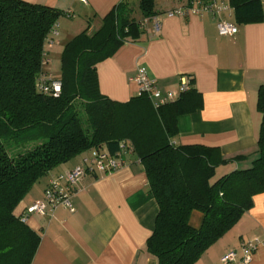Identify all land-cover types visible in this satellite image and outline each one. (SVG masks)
I'll use <instances>...</instances> for the list:
<instances>
[{
    "label": "trees",
    "instance_id": "16d2710c",
    "mask_svg": "<svg viewBox=\"0 0 264 264\" xmlns=\"http://www.w3.org/2000/svg\"><path fill=\"white\" fill-rule=\"evenodd\" d=\"M228 4L237 25L264 21L262 0ZM125 6L113 8L95 33L85 30L65 44L55 79L44 69L47 41L64 14L0 0V264L32 263L40 238L14 216L15 208L56 168L92 149L105 148L117 158L123 144L124 159L137 157L158 207L146 241L157 264H195L251 209L253 197L264 194V86L257 91L256 159L215 181L219 166L243 157L222 160L214 149L174 144L177 119L193 111L195 90L156 108L144 94L125 103L100 94L96 66L138 40L144 21L157 16L155 0H139L133 18ZM40 81L59 82L58 96L42 93ZM4 138L41 143L11 157ZM192 212L202 215L197 230L189 225Z\"/></svg>",
    "mask_w": 264,
    "mask_h": 264
},
{
    "label": "crops",
    "instance_id": "0c3cea01",
    "mask_svg": "<svg viewBox=\"0 0 264 264\" xmlns=\"http://www.w3.org/2000/svg\"><path fill=\"white\" fill-rule=\"evenodd\" d=\"M20 1L64 14L57 25L60 41L56 38L53 44L60 46L85 30L95 33L113 8L127 7L130 0ZM210 1L222 8L219 13L189 12L197 2ZM154 9L156 18L144 21L138 40L124 44L96 66L100 94L119 103L137 97L133 78L140 67L161 93L176 92L187 80L195 90L193 111L178 117L174 144L214 149L222 160L243 157L219 166L222 175L250 168L261 123L256 105L257 91L264 86V21L237 25L228 0H155ZM175 11L183 16L169 15ZM219 20L235 25L237 33L218 36ZM49 49L52 46L46 59ZM86 156L73 158L36 184L14 216L42 202L46 184L80 165ZM124 161V167L113 173L87 174L69 194L72 212L59 207L51 216L26 219V226L40 238L31 264H157L146 250V241L158 207L137 157L130 155ZM62 188L67 191L63 184ZM201 223L202 215L192 212L190 227L197 230ZM256 241L261 245L249 264H264V194L253 197L251 209L195 264H220L231 250L240 259L241 246Z\"/></svg>",
    "mask_w": 264,
    "mask_h": 264
},
{
    "label": "built area",
    "instance_id": "2783aa9c",
    "mask_svg": "<svg viewBox=\"0 0 264 264\" xmlns=\"http://www.w3.org/2000/svg\"><path fill=\"white\" fill-rule=\"evenodd\" d=\"M222 8L217 6L215 1L207 3L197 2L193 8L189 9V12L193 14L199 13H211L217 14ZM169 15L183 16L181 11H175L169 13ZM155 30L158 29L157 22L154 25ZM216 30L220 37H232L237 33L235 25L225 21H218L216 24ZM53 39L47 41L48 47L53 46L54 40L57 38V33H52ZM133 81L139 88L138 95L144 94L151 101L154 108L164 105L169 102H173L178 96L190 89L189 81L182 80L180 87L176 92L161 93L156 89L155 81L148 78L145 68H137L136 75ZM38 88L42 93H51L54 97L58 96L60 92V83L52 82L48 83L40 81ZM120 148L125 155V148L123 144H120ZM122 156L117 158L110 156L105 148L92 149L88 152L87 156L82 158L81 164L74 167L71 171L64 175L52 178L49 181V185L43 193L42 202L33 203L28 206L23 214L18 216L20 220L25 223L26 219L30 215H52L53 212L62 207L72 212V208L69 202V194L75 190L77 184L87 175L98 173L100 175H107L113 173L125 165V159ZM62 184L67 188L65 191L62 188ZM261 244L259 242H250L243 244L240 249L241 258L238 259V252L235 250L228 251L221 259L220 264H249L252 259L253 253L256 248Z\"/></svg>",
    "mask_w": 264,
    "mask_h": 264
},
{
    "label": "rangeland",
    "instance_id": "374dc122",
    "mask_svg": "<svg viewBox=\"0 0 264 264\" xmlns=\"http://www.w3.org/2000/svg\"><path fill=\"white\" fill-rule=\"evenodd\" d=\"M138 2L139 0H130L127 6L128 13L130 14V18L137 17L139 15L138 12ZM121 13H123L121 11ZM58 31V30H57ZM70 39V38H69ZM56 41H60V39H56ZM70 41V40H69ZM66 42L61 44L60 46H56L57 44L52 46V50L49 49V55L46 59L45 56V64L44 69L55 79H58L60 74V54L65 46ZM48 50V49H47ZM8 154L11 157H16L19 154H24L26 151L34 148L35 146L39 145L41 141H31L27 139H6L2 140ZM222 176L220 174L219 169H216L215 176L213 181L219 179Z\"/></svg>",
    "mask_w": 264,
    "mask_h": 264
}]
</instances>
